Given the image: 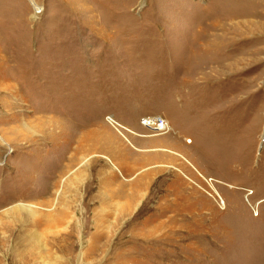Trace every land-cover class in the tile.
<instances>
[{
  "label": "rangeland",
  "instance_id": "rangeland-1",
  "mask_svg": "<svg viewBox=\"0 0 264 264\" xmlns=\"http://www.w3.org/2000/svg\"><path fill=\"white\" fill-rule=\"evenodd\" d=\"M245 188L264 0H0V264H264Z\"/></svg>",
  "mask_w": 264,
  "mask_h": 264
},
{
  "label": "built area",
  "instance_id": "built-area-1",
  "mask_svg": "<svg viewBox=\"0 0 264 264\" xmlns=\"http://www.w3.org/2000/svg\"><path fill=\"white\" fill-rule=\"evenodd\" d=\"M106 118L110 123L114 124L113 122H111V120H109L110 119L109 116H107ZM141 124L143 126L149 128L152 131V133H155V134L164 133L168 129L166 120L164 118H162L161 116L144 117L141 121ZM116 125L120 126L119 123H116ZM209 181H211V180H209ZM209 190H210V192L208 191L207 193L211 194V191H213L215 193V195L219 198L220 203H222V204L224 203L223 199L221 198V196H219V194L215 191L214 188H212V190L211 189H209ZM253 194L254 193H253L252 189H246L245 188L244 198H245L247 205L251 209L253 216H258L260 214V212H262L264 214V197L257 198L254 202H251L249 197L252 196ZM261 205H263V207ZM259 208H261V209L259 210Z\"/></svg>",
  "mask_w": 264,
  "mask_h": 264
},
{
  "label": "bare ground",
  "instance_id": "bare-ground-1",
  "mask_svg": "<svg viewBox=\"0 0 264 264\" xmlns=\"http://www.w3.org/2000/svg\"><path fill=\"white\" fill-rule=\"evenodd\" d=\"M108 116L110 118L109 120H111V122H113L115 125H116V123H118L117 120L112 115H108ZM47 201L48 200H45V202H47ZM33 206L34 205L30 204V203L12 205V207L9 208L10 210L8 211V213H10V216L13 217L14 219L22 220L25 217V214L22 215V212L27 213V215H30V214L34 215V211L32 210ZM24 238H25L26 243H27L28 246L33 247V245L35 243L36 244L38 243L37 234H35L33 231L24 232ZM2 240H4V238H2Z\"/></svg>",
  "mask_w": 264,
  "mask_h": 264
},
{
  "label": "crops",
  "instance_id": "crops-1",
  "mask_svg": "<svg viewBox=\"0 0 264 264\" xmlns=\"http://www.w3.org/2000/svg\"><path fill=\"white\" fill-rule=\"evenodd\" d=\"M160 141H162V139H160ZM160 141H159V142H160ZM170 143H171L172 145L174 144L173 141H172V139H171V142H170ZM174 145H175V144H174Z\"/></svg>",
  "mask_w": 264,
  "mask_h": 264
},
{
  "label": "water",
  "instance_id": "water-1",
  "mask_svg": "<svg viewBox=\"0 0 264 264\" xmlns=\"http://www.w3.org/2000/svg\"><path fill=\"white\" fill-rule=\"evenodd\" d=\"M260 147H261V146H260ZM260 147H259V148H260Z\"/></svg>",
  "mask_w": 264,
  "mask_h": 264
}]
</instances>
